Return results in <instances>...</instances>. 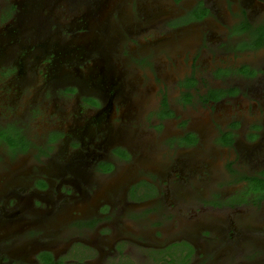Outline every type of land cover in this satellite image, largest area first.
<instances>
[{"label": "flooded vegetation", "instance_id": "af4514ba", "mask_svg": "<svg viewBox=\"0 0 264 264\" xmlns=\"http://www.w3.org/2000/svg\"><path fill=\"white\" fill-rule=\"evenodd\" d=\"M123 2L0 0V264H264V0H175L168 29L194 28L203 43L187 55L182 115L161 139L174 153L157 172L124 132L134 115L112 52L119 33L123 64L147 67L165 28L153 26L157 7L141 15L136 3L128 29ZM202 111L226 159L221 185L197 152L204 119L188 120ZM177 114L165 105L155 120Z\"/></svg>", "mask_w": 264, "mask_h": 264}, {"label": "rangeland", "instance_id": "374dc122", "mask_svg": "<svg viewBox=\"0 0 264 264\" xmlns=\"http://www.w3.org/2000/svg\"><path fill=\"white\" fill-rule=\"evenodd\" d=\"M136 3H138V14L143 15L145 6L157 7L162 15H157V11L153 16V26L160 30L164 27V32L161 33V37L156 39V43H152V48L148 49L145 60L147 67L142 64H123V57L117 53L118 45L122 46L124 43V37L119 33L115 41V48L112 52L113 63L117 67L121 68L128 76H124L122 82L126 86L127 92L125 97L128 99L129 105L132 107L131 115H134V120L124 128L125 134L130 133L129 140L133 143L137 153V164L143 168L151 169V172H157L158 168L163 166L167 161V154L174 153L170 149L164 147L163 137H171L177 130L178 123L175 120L181 118V113L175 107V97L178 90L179 79L188 71V57L187 55L195 49L200 47L203 43L201 37V31L196 29H189L182 33H172L168 29L169 25H172L170 20H166L168 14L172 13L175 9L177 2L175 0H125L123 2L124 12L121 22L128 29H135V18L132 15L135 14ZM157 16H160L157 18ZM163 19L165 22L163 23ZM210 36V31L208 32ZM134 53L131 52V55ZM128 56V55H127ZM139 61H141L140 54L138 53ZM259 62L264 67V51L258 55ZM144 59V58H143ZM264 74V71L262 72ZM259 90L256 91V95H259ZM237 107H245L247 104L246 98H239L237 101ZM233 103V102H230ZM63 103H59V106ZM65 104V103H64ZM170 105L174 112H177L176 117H169L155 120L158 109ZM190 112V111H188ZM242 115V114H241ZM200 116L204 119L203 123L198 125L194 124L196 131L201 137V145L197 149L199 156L206 158V169H208V175L210 181L217 180L216 183L223 184L220 180L224 178L226 159H221L217 156V149L213 146L212 138L214 137L215 126L213 121L215 117L211 115H203L199 112L192 114L188 117ZM71 119V117H67ZM242 122L250 124L252 119L246 116L240 118ZM153 127L147 125L148 122L153 121ZM218 121L222 119L218 118ZM248 126V125H247ZM193 130V124L191 125ZM200 132V133H199ZM243 135H237V141L239 145L248 144L249 141L242 137ZM257 143L256 154L264 161V143ZM259 144V145H258ZM178 158V156H177ZM25 164L32 162L30 157H24L21 160ZM227 171V170H226ZM120 179L114 180L113 184L118 183ZM227 184H225L226 186ZM264 208H258L256 217L264 218ZM237 215L242 220H250L253 218L250 208L238 209ZM251 223L255 226L254 220ZM183 227H181V231ZM200 226L194 223L188 225V235L195 236V233L199 230ZM264 238V234H260ZM260 243V242H258ZM241 260L242 258H237ZM247 259V258H246Z\"/></svg>", "mask_w": 264, "mask_h": 264}]
</instances>
